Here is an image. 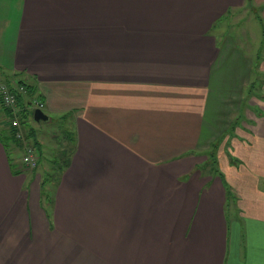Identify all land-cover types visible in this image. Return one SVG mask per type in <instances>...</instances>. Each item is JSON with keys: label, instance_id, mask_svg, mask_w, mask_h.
<instances>
[{"label": "crops", "instance_id": "crops-1", "mask_svg": "<svg viewBox=\"0 0 264 264\" xmlns=\"http://www.w3.org/2000/svg\"><path fill=\"white\" fill-rule=\"evenodd\" d=\"M247 1L0 0V81L68 117L43 187L0 102V264H264V75L219 25Z\"/></svg>", "mask_w": 264, "mask_h": 264}, {"label": "rangeland", "instance_id": "rangeland-1", "mask_svg": "<svg viewBox=\"0 0 264 264\" xmlns=\"http://www.w3.org/2000/svg\"><path fill=\"white\" fill-rule=\"evenodd\" d=\"M247 2L248 3L242 9L233 10L229 16L222 19L221 22H219V25L224 28L223 30H225L224 32L227 35H232L235 38L236 42L245 48L247 54L253 60V80L258 79L259 77L262 80V76L264 74L261 73L260 75L259 69L260 63L262 62L264 64V3H261L259 0H249ZM9 83H12V81L9 80ZM258 90L259 91L255 92L256 96L264 95L263 87H260ZM248 94L249 92H247V96ZM250 96L251 95H249L247 104L245 105V112L242 113L243 115L236 118L235 126L233 127V129L225 134L224 137L219 141V143L222 144L221 146H219L217 153L222 148V145L225 144L224 142H226V144L224 145L225 147L223 146L225 149L221 157L224 162H227L226 160H228L227 156H229L228 153L230 148L232 147L231 144L233 140L231 139L230 143H228L225 138H227L228 136H233L234 131L238 125L243 124V126L248 127L247 124L252 122L257 115L258 110L254 108L255 106L253 105L255 102H258V99L252 98V96ZM45 113L52 118L49 122L44 121L38 123L34 120V118L31 117L30 119H28L24 126L26 132L29 129H33L35 131V138L41 143L40 145L42 146V159L40 162V169L38 170L39 167L37 166V168H35L33 172H40L41 178L39 179V183L37 182V185L43 187L45 179H47L49 173V176L57 179L59 171H61L60 168L62 167H56L55 163H61L63 160L59 158L58 155L60 154L65 144V135H67L68 131L67 115H50L48 112H46V110ZM29 144L35 147L32 142H30ZM213 150L214 147L210 151L212 152ZM233 150L234 152L236 151L235 146H233ZM217 153L215 159L211 157L210 153L207 155V162L209 164L207 165V167L212 166L211 164H213L214 168L218 172L222 173L220 166H218V163L216 162L218 160ZM230 165L234 168L237 167V169H241L240 167L242 164L241 162H239V160L233 158V161L230 162ZM28 170L32 171V169ZM41 182L42 184L40 185ZM231 204L229 205L228 210L231 212V214L234 212L236 217L238 214V210L236 207L235 209H233Z\"/></svg>", "mask_w": 264, "mask_h": 264}, {"label": "built area", "instance_id": "built-area-1", "mask_svg": "<svg viewBox=\"0 0 264 264\" xmlns=\"http://www.w3.org/2000/svg\"><path fill=\"white\" fill-rule=\"evenodd\" d=\"M21 97L25 100L24 107L19 104ZM0 102L7 111L9 127L14 130V137L23 144L22 166L34 170L39 164V155L37 150L27 141L22 114L28 111L30 112L28 119L33 118V111L36 109L44 111L45 104L40 98L29 97L26 88L19 85L17 81H12V83L0 81Z\"/></svg>", "mask_w": 264, "mask_h": 264}, {"label": "trees", "instance_id": "trees-1", "mask_svg": "<svg viewBox=\"0 0 264 264\" xmlns=\"http://www.w3.org/2000/svg\"><path fill=\"white\" fill-rule=\"evenodd\" d=\"M6 82H8L9 83V80H5ZM18 84L19 85H22V86H24L25 84H23V83H21V82H18ZM25 88H26V90H27V92H28V96L29 97H33V98H35V97H37V98H39V96H37V91H36V89L33 87V86H24ZM41 100H42V98H40ZM43 101V100H42ZM19 104H20V106H22V107H24V105H25V100H24V98H19ZM24 112V111H23ZM30 116V112H28V111H25L23 114H22V118L24 119V120H26V121H24L23 120V124H24V126H25V123L28 121V117ZM15 135H14V133L12 132V137H14ZM15 138V137H14ZM27 141H28V143H30V142H32L33 143V145L35 146L34 148L37 150V152H38V154H40V149H41V146H40V143L38 142V140H36V138H35V131L33 130V129H29L28 131H27ZM21 147L23 148V145L21 144ZM60 168V167H59ZM60 169H62V168H60ZM35 170V169H34ZM45 184V183H44Z\"/></svg>", "mask_w": 264, "mask_h": 264}, {"label": "water", "instance_id": "water-1", "mask_svg": "<svg viewBox=\"0 0 264 264\" xmlns=\"http://www.w3.org/2000/svg\"><path fill=\"white\" fill-rule=\"evenodd\" d=\"M33 118L36 122H49L50 121V116H48L43 110L41 109H36L34 111Z\"/></svg>", "mask_w": 264, "mask_h": 264}]
</instances>
